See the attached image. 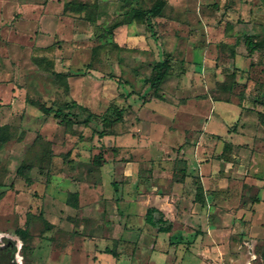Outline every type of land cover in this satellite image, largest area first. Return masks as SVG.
I'll return each mask as SVG.
<instances>
[{"label":"rangeland","instance_id":"rangeland-1","mask_svg":"<svg viewBox=\"0 0 264 264\" xmlns=\"http://www.w3.org/2000/svg\"><path fill=\"white\" fill-rule=\"evenodd\" d=\"M74 1L86 2L88 7L64 11V4ZM154 2L0 0V137L5 138L0 144V247H16L13 257L6 252L1 264H61L48 261L41 245L48 226L45 214L52 210L51 200L58 206L74 201L70 194L76 182L84 181L90 188L96 184L106 207L100 222L102 226L113 223L115 218L108 214L113 211L110 200L116 193L114 184L125 182L115 176L114 166L149 160L118 150H157L139 134V123L151 116L142 108L145 103L166 106L176 124L187 116L172 108L173 99L188 98L194 109L199 105L195 101L211 98L235 105L249 102L259 108V113L264 111V0H197L172 27L140 13ZM164 13L170 14L166 10ZM126 20L133 21L131 26L117 27ZM250 28L263 29L261 35H254L255 51L251 53L244 42L246 35L235 37L232 33H245ZM153 42L158 47L155 50L151 48ZM165 60L168 69L163 78L169 71L180 77L181 71L189 70L199 74V80L193 88L174 91L173 76L160 79L156 88L161 90L168 83L173 93L172 98L166 95L163 103L158 102L157 91L149 84L165 72ZM54 72L63 76L56 77ZM71 100L99 115L122 108V119L108 127L100 120L85 125L87 112L75 108V123L60 124L41 108H56ZM157 110L155 106L152 112ZM235 114L229 112L214 119L222 118L233 131L238 123ZM184 146L170 140L164 148L180 151ZM226 149L218 144L207 151V159L201 157L199 162L215 161L213 174L226 175L230 181H244V174L260 176L257 167L253 172L238 174L231 164L224 171L219 165L222 160L231 159L234 164L256 161V150L246 152L245 158L239 150ZM174 166L179 170L175 176L181 177L184 160L176 158ZM120 173L124 176L125 171ZM144 176L146 173L141 177L148 180ZM205 203L201 208L206 209ZM245 203L237 198L228 207L220 203V209L224 207L231 216ZM216 214L188 222L192 232L183 234L182 242L179 236L173 237L175 243L184 244L186 253L183 257L178 253V260L170 259L166 264H264V235L256 230L244 234L237 220L229 226L228 220L213 218ZM91 225L86 221L87 228ZM211 228L215 229L213 240L209 239ZM17 229L27 230L22 248L15 235Z\"/></svg>","mask_w":264,"mask_h":264},{"label":"crops","instance_id":"crops-1","mask_svg":"<svg viewBox=\"0 0 264 264\" xmlns=\"http://www.w3.org/2000/svg\"><path fill=\"white\" fill-rule=\"evenodd\" d=\"M164 1L162 15L155 18L164 21L165 26L172 27L177 25V17L187 13L188 8L192 6L191 3L197 0ZM165 10L170 14L166 15ZM132 23V20H126L117 27L127 28ZM232 33L235 37L246 35L253 40L254 35L263 33V29L261 31L250 28L245 33H240V30ZM151 48L155 50L158 47L153 42ZM239 55H236V58ZM181 72L179 77V73L171 75L173 73L169 71V75L167 74L162 81L173 76L176 81L174 91L189 86L193 88L199 80V74L189 70ZM207 87H210L209 84ZM154 88L157 91L158 102L165 103L163 100L166 95L172 98V87L168 83L162 86L161 90ZM173 102L175 106L172 108L187 116L185 121L179 120L178 124L174 118L169 117L170 112L166 106L154 101L142 106L143 110L151 112V116L141 120L139 134L157 150H118L128 155L141 154L149 160L143 164L128 162L116 163L114 166L115 176L123 178L125 182L118 186L114 184L116 193L110 200L113 211L108 214L110 218H115L113 223L102 226L100 222L106 207L103 204L105 202L97 194V186L94 183L91 184V188L89 184L85 187L84 181L74 184L73 191L79 194L76 206L68 205L67 202H62V205L58 206L57 202L51 200L49 209L52 210L45 214L48 226L43 244L41 243L46 249L48 261L54 263V260H58L61 264H166L170 259L178 260V253L181 257L186 253L187 249L180 239L183 234L192 232L188 222L215 213L217 214L213 218L220 217L224 222H229V226L237 220V225L239 224L244 234L256 230L264 235V111L259 113V108L251 106L249 102L235 105L228 101H214L211 98L195 101L199 104L195 109L194 105L189 104L188 98L173 99ZM155 106L158 110L153 113ZM229 112L236 113L237 116V128L233 131L222 118L214 119V116L220 117L221 114ZM121 137H118V145H121ZM161 138L166 142L160 141ZM170 140L182 142L185 146L180 151L165 150L164 147ZM218 144H222L223 150L225 147L226 150H239V154L245 158L248 156L246 152L256 150L254 152L256 161L253 163L247 161L234 164L231 159L227 161L221 159V163L218 162L224 171H228V167L234 165L233 170L238 174L244 171L253 172L257 167V171L261 172L260 176L250 178L248 176L250 174H244V181L241 179L230 181L226 175L219 177L220 175L213 174L215 161L200 163L199 160L201 157L206 158L209 154L207 151L216 149ZM176 158L184 160L185 167L181 170V177L175 176L179 171L174 166ZM141 169H144V173H141ZM121 170L125 171L124 176L120 173ZM145 173L147 177L144 178L148 180L141 177ZM81 189L85 195L81 193ZM237 198L238 200L243 198L247 203L229 216L224 207H228ZM204 201L206 209L201 208ZM220 203L224 205L221 209ZM56 207L59 209L55 210ZM149 209L155 210V216L159 213L163 220L170 222L171 228L168 232H159L156 227L147 223L146 213ZM86 221L92 222L93 225L87 228ZM214 230L209 229L210 240H213ZM174 236H179L181 242L175 243Z\"/></svg>","mask_w":264,"mask_h":264},{"label":"trees","instance_id":"trees-1","mask_svg":"<svg viewBox=\"0 0 264 264\" xmlns=\"http://www.w3.org/2000/svg\"><path fill=\"white\" fill-rule=\"evenodd\" d=\"M165 5V1L164 0H155V2L153 3V5L146 10H141V14L144 17H150V18H155L158 16L162 15V11H163V7ZM88 7V4L86 2H81V1H74V2H66L64 4V11H73L74 8H76L77 10H84ZM147 27L149 28V31L151 30L150 27V23H147ZM244 42L246 43L250 53L255 51L254 45H253V41L251 39L250 36H246ZM44 59V58H41ZM167 60H165L164 63L165 64V72H162L156 80H152L150 82V85L153 87H157L160 79L163 78V76L165 75V73L167 72L168 69V63H166ZM156 69V68H154ZM54 75L56 77H60L63 76V73H59V72H54ZM42 111L45 112L46 114H52L53 117L58 120V123L60 124H70L73 125L75 122L73 120V109H78L81 110L83 112H87V117L84 119L83 123L85 125H87L89 122H91L92 120H100L101 124L104 127H108V125H112L113 123L118 122L119 120L122 119L121 115V111L122 109H119L118 107L113 108V112L108 113V110L105 112V114L99 115V114H95L92 112H89L87 110V108L81 106L77 101L75 100H71L70 102H66L64 103L62 106H58L56 108L50 107V106H46V105H41ZM104 132L100 131V135H103ZM5 141V138L3 139L2 137H0V144L3 143ZM77 193L73 192L70 194V197L74 199V203L71 202L70 200L68 201V204L71 206H76V199H77ZM156 212L154 209H149L146 213V221L147 223H149L150 225L154 226L157 228V230L159 232H168L171 228V224L170 222H167L165 220H163L162 215L158 213V215H156ZM15 235L20 239V241L22 242V246L24 244V241H26L27 239V230L26 229H17L15 231ZM3 251L1 254L0 253V264L2 263V261L4 260V255L7 254L8 252L11 253V256L13 257L12 254H14V251H16V247L15 245H8L7 244L4 247H0V251ZM7 252V253H6ZM16 264V263H14Z\"/></svg>","mask_w":264,"mask_h":264}]
</instances>
